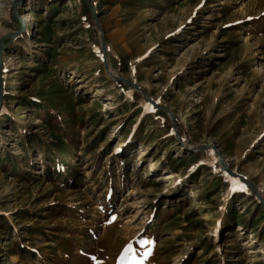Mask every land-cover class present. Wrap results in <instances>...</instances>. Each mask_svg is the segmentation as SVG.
Masks as SVG:
<instances>
[{"label":"rangeland","instance_id":"374dc122","mask_svg":"<svg viewBox=\"0 0 264 264\" xmlns=\"http://www.w3.org/2000/svg\"><path fill=\"white\" fill-rule=\"evenodd\" d=\"M258 1L0 0V264H264Z\"/></svg>","mask_w":264,"mask_h":264},{"label":"bare ground","instance_id":"6f19581e","mask_svg":"<svg viewBox=\"0 0 264 264\" xmlns=\"http://www.w3.org/2000/svg\"><path fill=\"white\" fill-rule=\"evenodd\" d=\"M260 1V0H259ZM258 1V4H259V8L261 9L263 6H264V0H261L260 2ZM2 7V6H1ZM263 11H264V8H263ZM26 24L31 27V19L30 17H27L26 20H25ZM1 33V32H0ZM12 61V60H11ZM14 67V66H13ZM12 68V67H11ZM12 71V70H11ZM1 98H2V90H1V96H0V105H1ZM142 151H140V158H142L144 155L143 153H141Z\"/></svg>","mask_w":264,"mask_h":264},{"label":"water","instance_id":"95a60500","mask_svg":"<svg viewBox=\"0 0 264 264\" xmlns=\"http://www.w3.org/2000/svg\"><path fill=\"white\" fill-rule=\"evenodd\" d=\"M85 1H86V0H85ZM13 36H15V35H13ZM2 48H3V46L0 47V59H1V50H2ZM0 73H1V65H0ZM118 80L123 81L122 79H118ZM0 87H1V85H0ZM1 104H2V101H1ZM0 107H1V105H0ZM220 161H221V164L223 165L222 160H220ZM223 167H224L225 171H226L229 175L235 177V178L238 179V180H241V179H242L240 176H238V175L234 174L232 171L228 170L224 165H223Z\"/></svg>","mask_w":264,"mask_h":264}]
</instances>
